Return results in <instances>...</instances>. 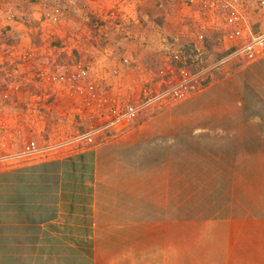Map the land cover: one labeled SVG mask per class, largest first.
Here are the masks:
<instances>
[{"label": "crops", "instance_id": "obj_1", "mask_svg": "<svg viewBox=\"0 0 264 264\" xmlns=\"http://www.w3.org/2000/svg\"><path fill=\"white\" fill-rule=\"evenodd\" d=\"M22 1L14 12L31 18L17 17L14 44L24 39H18L24 35L19 27H36L45 6L58 4L64 25L57 35L70 27L83 39L70 47L57 41L43 55L26 41L23 49L51 71L74 60L90 65L107 101L136 97L139 72L159 58L155 45L172 27L155 20L160 9L152 0H110L111 6H102L104 0ZM13 60L5 58L12 74ZM234 63L219 68L199 92L135 119L105 125L106 115L95 114L102 124L90 143L76 139L77 126L64 133L53 117L30 115L36 108L62 114L58 108L69 107L64 101L0 104V144L6 145L0 154V264H264V126L260 132L253 118L189 112V104L243 102V79L263 72L264 52ZM19 69L27 70L25 64ZM35 85L16 102L32 101ZM253 87L263 96L247 104L264 103V72L262 86ZM8 124L16 129L2 128ZM18 130H32L37 152L25 153Z\"/></svg>", "mask_w": 264, "mask_h": 264}, {"label": "rangeland", "instance_id": "obj_2", "mask_svg": "<svg viewBox=\"0 0 264 264\" xmlns=\"http://www.w3.org/2000/svg\"><path fill=\"white\" fill-rule=\"evenodd\" d=\"M14 1L15 0H0V21L1 22L5 19L4 17H5L6 11H9L10 14L14 15L16 20L18 16L22 20L23 19L27 20L28 18H31L28 14H25V13L22 15L19 14L23 11H20V12L18 11L19 13H17V11L14 12V9L20 8V4L25 2L22 0H17L16 1L17 3L14 4ZM152 1L160 9L158 13H156V17H154L155 20L157 21V19L161 17L162 21H167V23L173 28L170 27L171 31L165 32V35L164 34L160 35L159 37L160 39H161V36H163L161 45H155L156 49L159 47L156 53L159 56V58L158 59L155 58V60L151 63L150 66L144 67V69H142L139 72L141 77H138L137 79L140 82V88H139V93L135 95L136 97H133V94H132L130 98L121 97L120 99H116V101H114L111 98L109 99V101H107L104 99L106 96V92L104 91L103 94L101 93V95L103 96L100 95L101 98L99 97V100L97 99L93 104H75L74 100L71 98L69 94L70 91L68 92L66 89L61 88L58 83L51 82L48 79L44 80L43 82H39L37 80V78L35 77V71L37 69L44 68V70H46L49 73H51V70L49 66L45 67L41 65V62L37 64L38 62L37 60H39V58L36 61H33V62L31 61L32 55H31L30 49H23V47L25 46L24 44L25 41L28 42L32 48H37V46L39 45L38 50L40 53L42 51H46V49H49L50 51H52L53 47L57 46L55 45L57 41L60 42V45H61V42H64L65 45L66 43H68L67 45L68 47H70L69 42L76 43L79 39H83L81 38L80 34L77 33L78 30L74 31L70 29V27H68L69 31L64 35V37L57 35V31H59V29H57L59 27V23H62L64 25V23L61 21V19L64 18V14H63L60 17L61 18L60 21L57 23H53L49 19L46 20V19H43V17H41L40 20H38L39 23L37 22L36 27L31 28L30 30L28 29L30 27H25L24 25L19 27V29L22 30V32H24V35L21 34V36H18V39L20 40L23 38L24 39L22 40L21 45L19 47H18V42L16 43V45L13 43L14 44L13 50L15 51H14V56L11 57V59H14L15 61L18 60L19 56L21 57L22 53H29L31 58L26 63L27 70L25 74H22L23 69H21L19 73L13 74V76L9 77L10 82L8 83L9 84L13 83L14 86H17V89L14 90V94L12 93L13 96L11 100L8 101V104H17V103L19 104H62L64 101V104H67L69 107H65V108H63V106L59 107L58 109L60 111L62 108V111H63L62 114L59 113L58 115H56L54 114V112H51L50 110H45L46 112H44V110H40V108L38 109L36 108L38 112H35L34 110H29L30 115L37 116L39 113H45V115H49L50 117H53L54 121L52 125L57 130H60L64 133H71L72 128H74L75 126H77V129L79 131L78 134L86 133L92 130L94 131V130H97L96 128L99 127L100 124L106 123L107 121H109V118H111L113 112L123 108L126 104H134L135 102H137L141 96V92L143 88L154 90V84L157 80L159 70L163 68L164 66H165L164 68H166V66H168L170 61H172L171 54H172L173 46L176 45V46H179V48L181 49L184 48L183 50L185 51L186 54H190L191 56H193L191 52L195 50L194 46L197 45L200 48V51L204 52L205 60L207 59L206 62L210 63V62H215V60H219L221 57H224L227 53H230L232 49L234 50L235 48L243 45L247 41V39H249V33L248 31H246V29H245L246 32L244 34L245 36H243V38H241L238 41L233 42V41L226 40V37L224 36L225 31L229 30V28L225 24V10L221 8L222 4L225 1L235 5L239 9V12L241 16L243 17L242 26L244 25L248 26L250 32H252L254 36L264 35V10L258 6L257 0H223V2H220V1L218 2L217 0H200V1L194 2L193 4H188L183 0H152ZM103 2L104 3L102 6H108L111 3L110 0H104ZM17 4H19V6ZM14 26H15V23H14ZM87 30L93 31V27L91 30L89 28H87ZM200 31L203 32L204 39L200 42H197L196 35ZM36 36H38L37 38L39 39L37 40L38 44H32L31 42L34 41V39H36ZM25 47H27V45ZM102 47L104 46L102 45ZM150 50H151V47L148 49V52ZM32 51L37 52V49H32ZM148 52H144L143 55L147 57V55L151 54L150 52L149 53ZM40 54L43 55L42 53ZM243 54L244 56L238 54V55L229 57L220 66V68L234 61H235L234 64L237 67L239 65L247 63L250 60H253L254 58L260 55V54H257L252 59V58H249L246 55V53H243ZM75 62H80V61L74 60L72 63L67 64V67L65 68H71L72 64ZM124 62L125 61H123V63ZM7 63H9V61H7ZM147 63L145 62L144 64H147ZM198 64H199L198 61H192L191 65H189L187 69L194 70L198 68ZM107 65H104V66L102 65V69L107 68L108 67ZM86 66L89 71L88 78L97 85V89L100 92V88L102 86L100 79H97L98 77H96L95 75H92L93 72L90 70L91 69L90 65L89 66L86 65ZM94 69H96L94 71L97 72V74H100L98 72L100 70L98 67ZM219 71H220L219 68L217 70H212L211 73L208 75V77L205 79L206 83L202 82L201 85H199V88H197L195 91H192L191 93L199 92V90L204 88L207 84L211 83L214 79H216L214 75L219 74ZM232 71L233 70H231L230 72ZM224 72H226V69ZM263 72H264V68H263ZM263 72L261 73V71L258 70L255 72L254 76L250 74V78L246 77V79L245 78L243 79L244 84L242 85V88H240L241 92H239V95L243 101L242 103L236 102V100H234L232 104H202V107H199L201 103L189 104L191 105L190 110H189L190 115L191 116H223L225 118H233V119L238 118L241 121L247 118H253L257 121L254 129L259 130L260 132H263L264 103L258 102L257 104H247V102H249L250 100L258 99L263 96V93L261 90L257 91V89L253 87L254 84H256L257 87L262 86ZM247 75L249 76V74ZM211 76L214 78L212 79ZM254 77H257V78H254ZM25 79L30 80V81H26L27 84L24 85ZM134 79L135 78H133V80ZM32 80H34L35 83ZM31 82L33 84H36L35 86L31 87L32 101H30V99L26 101V99L24 98L22 102L20 100L19 102H16L17 99L20 98L25 93V90L29 87L28 84H31ZM39 83L41 86L45 85V90L40 88L39 87L40 85H37ZM252 90L255 92L254 94L251 92ZM58 92H61L60 94H63V95L62 96L60 95L61 97L55 96V94ZM256 94L257 96L254 97ZM176 100H179V99H175L174 101ZM160 103H164V102L157 101V102L144 106L142 110L139 112V115L143 112H146V110L148 109L157 108V106L160 105ZM162 105L163 104H161V106ZM110 109H113V110H110ZM99 113L102 114V116L106 115L105 120L100 121L102 123H99V121L97 120L99 116L97 117V115H95ZM59 117H62V118L59 119ZM24 118L25 117L21 118L22 122L24 121ZM86 121L89 124H86ZM4 127L9 128V129H16V126H10V124L3 126L2 128ZM9 131H12V130H9ZM18 131L19 132H17L18 133L17 142H20L21 139L23 138L27 143L34 140V137H32L34 134L32 133V130L29 132L25 130L24 131L22 130L21 132L20 130ZM73 138L74 136L72 135L71 137H68V140L73 139ZM5 146L6 145L4 144H0V154L3 153V149H5Z\"/></svg>", "mask_w": 264, "mask_h": 264}, {"label": "built area", "instance_id": "obj_3", "mask_svg": "<svg viewBox=\"0 0 264 264\" xmlns=\"http://www.w3.org/2000/svg\"><path fill=\"white\" fill-rule=\"evenodd\" d=\"M188 4H193L194 2L200 0H183ZM218 2H223V0H217ZM258 6L264 10V0H257ZM161 5V4H160ZM221 8L225 10V24L229 30L225 31L224 36L226 40L238 41L243 36L245 32L248 31L249 39L247 41L235 48L230 53H227L224 57H221L215 62L207 63L204 57V52L200 51V48L195 45L191 54H186L183 50L184 48H179V46H173L170 63L166 68H161L157 80L154 84V90L143 88L141 96L137 102L134 104H126L123 108L116 110L112 113L109 121L105 125L114 124L123 120L135 119L142 108L148 104L163 101V102H173L175 99L185 98L189 93L195 91L199 88L201 83L205 82V79L211 73L212 70H217L220 66L231 56L242 55L246 53L249 58L255 57L257 54H262L264 52V35L254 36L250 32L248 26H242V19L239 9L225 1ZM63 15V10L58 4L47 5L43 12L40 14V18L50 20L53 23L60 21V17ZM5 19L0 21V104H7L12 98V93L17 89L10 82L9 77L13 76L12 73L7 72V64L5 58H11L14 56V51L10 34L14 27V23H18L15 16L10 14L9 11L5 12ZM39 18V20H40ZM246 29V31H245ZM204 39L203 32H198L196 35V41L200 42ZM196 51V52H195ZM195 57V58H194ZM31 56L29 53H22L18 60H13L12 65H17V68L13 69V73H19L20 67L30 60ZM127 62V60H124ZM192 61H198V68L194 70H189L187 67L191 65ZM10 63V64H11ZM89 71L85 64L82 62H75L72 64L71 68H63L61 70L51 71V73L44 70V68L37 69L35 71V77L39 82H43L48 79L51 82L58 83L61 88L70 91V96L74 100L75 104H93L97 99L99 100L100 92L97 89V85L91 81L89 77ZM3 74V76H2ZM22 74H25L22 71ZM204 77V78H203ZM50 82V83H51ZM40 85V84H39ZM43 90L45 87L39 86ZM113 110V109H110ZM97 129V128H96ZM97 130L88 131L82 135L77 136V140L86 139L89 143L93 141V134ZM39 149L36 148L35 142L30 141L25 146V153L37 152Z\"/></svg>", "mask_w": 264, "mask_h": 264}, {"label": "clouds", "instance_id": "obj_4", "mask_svg": "<svg viewBox=\"0 0 264 264\" xmlns=\"http://www.w3.org/2000/svg\"><path fill=\"white\" fill-rule=\"evenodd\" d=\"M13 30H14V28L12 29L11 34H10V40H11L12 44L14 43V37H12V32H13ZM7 104H8V103H7Z\"/></svg>", "mask_w": 264, "mask_h": 264}]
</instances>
